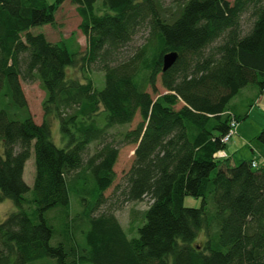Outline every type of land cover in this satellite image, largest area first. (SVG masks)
Masks as SVG:
<instances>
[{
	"label": "trees",
	"instance_id": "trees-1",
	"mask_svg": "<svg viewBox=\"0 0 264 264\" xmlns=\"http://www.w3.org/2000/svg\"><path fill=\"white\" fill-rule=\"evenodd\" d=\"M64 1L0 0V201L18 208L0 221V264H264V166L219 154L230 120L244 117L231 100L249 84L264 88V0H174L171 14L161 0H69L86 38L82 54L67 46L74 33L52 42L32 31L54 25ZM245 13L251 23L243 32ZM142 26L144 43L118 60ZM170 51L178 57L163 71ZM92 63L102 88L90 76H69V68ZM20 79L44 90L40 123ZM136 113L140 121L121 138L136 144L123 196L149 204L126 231L112 211H94L116 177L109 129ZM53 120L64 146L51 138ZM254 138L264 146V126ZM31 152L30 187L23 170ZM186 195L201 196V205L185 206Z\"/></svg>",
	"mask_w": 264,
	"mask_h": 264
},
{
	"label": "rangeland",
	"instance_id": "rangeland-1",
	"mask_svg": "<svg viewBox=\"0 0 264 264\" xmlns=\"http://www.w3.org/2000/svg\"><path fill=\"white\" fill-rule=\"evenodd\" d=\"M49 3L55 2V0H47ZM99 1V0H98ZM231 1V0H230ZM163 6L166 8L167 13L171 14L176 9L174 0H161ZM80 17L75 9V5L69 0H65L58 6L55 11V24H41L32 28L34 33L42 32L48 40L54 42L60 38L68 39L72 33H74V41H67L68 48L72 51L73 47H79V52L82 54L86 48V38L78 29ZM251 19L248 13L242 16V30L246 32L249 29ZM148 35L146 26H142L138 29V32L133 36L131 41L123 46L118 52V60L127 58L130 56L141 44L144 43ZM218 43V41L216 42ZM69 76L75 77L78 81H85V76H90L94 84L98 88L104 86V79L102 71L99 68L98 63H92L87 70L82 71L78 66L75 68H69ZM20 85L23 90L29 112L36 123L42 121V101L44 99V90L42 89L38 80H23L20 79ZM156 87L158 92H163L164 89L160 84L159 76L156 80ZM255 85L249 84L243 87L238 94L231 100V103L236 104V109L239 113L243 114V119L237 123L236 133L231 139L225 143L223 150L219 152L220 156L236 153L239 158H248L251 152V148H261V155L258 156L259 161L264 158V147L255 138L254 135L264 125V97L263 99H254L251 97L254 91ZM151 93V89L148 88ZM262 100V101H261ZM248 116H245L246 112ZM96 124L102 126L105 123V112L102 110L96 115ZM140 121L138 113L134 116L133 120L127 124L116 125L109 129L110 135L108 139H114L115 144L118 147V157L114 164V171L116 174L113 184L104 191V202L97 207L94 213L102 211H112L117 217L122 228L128 231L129 221L131 216H140L141 211L147 208L149 200L144 198L141 201H127L123 196V190L125 189L124 176L131 166L133 160V152L135 149V143H124L122 133L127 129H132ZM51 138L53 142L58 146H64L66 143V137L62 134L58 120H53L51 124ZM95 145H91L89 151L94 150ZM34 176V157L31 152L30 157L26 160L23 170V178L25 182L31 187ZM27 198L30 195L27 194ZM201 196L186 195L183 199L185 206L199 207L201 205ZM213 202L209 199V207H212ZM70 206L73 213L80 209V205L77 202V198L74 193L70 192ZM27 207V206H26ZM17 206L10 200L4 199L0 201V221H2L10 212L17 210ZM130 237L137 236V232L133 231L128 234ZM205 239L204 233L198 235L195 239V243L199 244ZM52 244L56 243V238H52ZM41 261H37L39 263ZM48 264H55L53 260H47ZM77 264H91L89 262L77 263Z\"/></svg>",
	"mask_w": 264,
	"mask_h": 264
},
{
	"label": "crops",
	"instance_id": "crops-1",
	"mask_svg": "<svg viewBox=\"0 0 264 264\" xmlns=\"http://www.w3.org/2000/svg\"><path fill=\"white\" fill-rule=\"evenodd\" d=\"M251 97L254 99V101L255 100H257V99H263V97H264V88H263V90L261 91V92H258V90L256 89V88H254V91L252 92V94H251ZM262 101V100H261ZM231 108H232V110L234 111V112H236L237 114H240V115H243L242 113H239V111L236 109V104H235V102L234 103H231ZM248 112L249 111H247L246 113H247V116H248ZM264 126V125H263ZM262 126V127H263ZM261 127V128H262ZM258 133V132H257ZM256 133V134H257ZM255 134V135H256ZM254 135V136H255ZM261 144V143H260ZM262 145V144H261ZM264 147V146H263ZM236 153H231V154H229L230 156H232V157H235V158H239V157H237L236 155H235ZM262 153H261V148H259V149H257V148H255V147H252L251 148V152H250V155H249V157L248 158H255V159H258V156H260Z\"/></svg>",
	"mask_w": 264,
	"mask_h": 264
},
{
	"label": "water",
	"instance_id": "water-1",
	"mask_svg": "<svg viewBox=\"0 0 264 264\" xmlns=\"http://www.w3.org/2000/svg\"><path fill=\"white\" fill-rule=\"evenodd\" d=\"M178 54L175 51L166 52L162 55V70L169 68L177 59Z\"/></svg>",
	"mask_w": 264,
	"mask_h": 264
},
{
	"label": "built area",
	"instance_id": "built-area-1",
	"mask_svg": "<svg viewBox=\"0 0 264 264\" xmlns=\"http://www.w3.org/2000/svg\"><path fill=\"white\" fill-rule=\"evenodd\" d=\"M236 127H237V122L232 118L229 122L227 133L222 137V141L224 143H227L231 139V137L236 133ZM263 162H264V160H263ZM252 166L256 167L257 162L253 161Z\"/></svg>",
	"mask_w": 264,
	"mask_h": 264
}]
</instances>
